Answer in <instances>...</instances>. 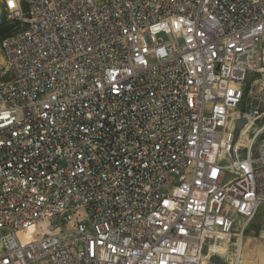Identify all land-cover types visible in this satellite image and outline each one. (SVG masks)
<instances>
[{"label": "built area", "instance_id": "1", "mask_svg": "<svg viewBox=\"0 0 264 264\" xmlns=\"http://www.w3.org/2000/svg\"><path fill=\"white\" fill-rule=\"evenodd\" d=\"M6 23L0 264H241L264 0H0ZM243 117L262 124L233 147Z\"/></svg>", "mask_w": 264, "mask_h": 264}, {"label": "rangeland", "instance_id": "2", "mask_svg": "<svg viewBox=\"0 0 264 264\" xmlns=\"http://www.w3.org/2000/svg\"><path fill=\"white\" fill-rule=\"evenodd\" d=\"M9 25L11 23H6ZM1 37V35H0ZM240 110H258L264 112V71L254 73L249 76L245 87V96L242 107ZM264 123V118L262 120ZM262 123L258 122L253 125V128L247 134L249 138L253 136V132L261 126ZM246 138V137H245ZM243 141V140H242ZM247 144V140L243 141V145ZM242 145V146H243ZM238 146L237 147H242ZM245 154V151H241ZM256 156V152L254 153ZM231 179L228 174L227 180ZM238 243L237 238L232 239ZM242 260L241 264H264V205L260 208L256 216L249 222L243 236L242 242ZM231 255L235 253L236 246L230 247Z\"/></svg>", "mask_w": 264, "mask_h": 264}, {"label": "water", "instance_id": "3", "mask_svg": "<svg viewBox=\"0 0 264 264\" xmlns=\"http://www.w3.org/2000/svg\"><path fill=\"white\" fill-rule=\"evenodd\" d=\"M249 125V120L245 117L237 120L236 122V128L234 131V138H233V147L236 146L240 140L241 134L243 130ZM212 264H222L221 260L219 257H214L212 259Z\"/></svg>", "mask_w": 264, "mask_h": 264}, {"label": "bare ground", "instance_id": "4", "mask_svg": "<svg viewBox=\"0 0 264 264\" xmlns=\"http://www.w3.org/2000/svg\"><path fill=\"white\" fill-rule=\"evenodd\" d=\"M253 125L254 124H249L242 132V137H241V140H239L238 142V146H242L243 145V139H246L247 138V134L250 132V130L253 128ZM246 137V138H245ZM243 140V141H242ZM248 144V143H247ZM246 144V145H247ZM245 144L243 146H246ZM238 148V147H237ZM240 148V147H239ZM222 238V240H226L228 237L227 236H220ZM228 249V244L226 241H223L222 243L220 244H216V245H213L211 247V252H220V253H224L226 252ZM242 254V252H241Z\"/></svg>", "mask_w": 264, "mask_h": 264}, {"label": "trees", "instance_id": "5", "mask_svg": "<svg viewBox=\"0 0 264 264\" xmlns=\"http://www.w3.org/2000/svg\"><path fill=\"white\" fill-rule=\"evenodd\" d=\"M14 27V25H9V24H4L1 28H0V41L3 37H5V33L9 32L12 28Z\"/></svg>", "mask_w": 264, "mask_h": 264}]
</instances>
